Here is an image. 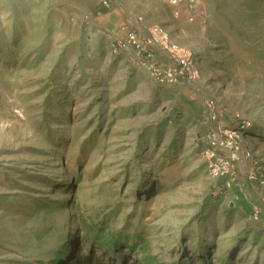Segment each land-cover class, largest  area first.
I'll list each match as a JSON object with an SVG mask.
<instances>
[{
	"label": "rangeland",
	"instance_id": "rangeland-1",
	"mask_svg": "<svg viewBox=\"0 0 264 264\" xmlns=\"http://www.w3.org/2000/svg\"><path fill=\"white\" fill-rule=\"evenodd\" d=\"M110 2L0 0V264H264V0ZM131 18L196 53V85L113 51ZM235 117L262 172L225 189L200 144Z\"/></svg>",
	"mask_w": 264,
	"mask_h": 264
},
{
	"label": "built area",
	"instance_id": "built-area-1",
	"mask_svg": "<svg viewBox=\"0 0 264 264\" xmlns=\"http://www.w3.org/2000/svg\"><path fill=\"white\" fill-rule=\"evenodd\" d=\"M174 8V15L185 11L193 20L198 13L197 0H163ZM103 7L110 9V0H101ZM141 18H131L124 26L126 35L117 37L113 51L130 50L139 66L144 67L150 77L163 87H175L185 84L196 85L200 79L201 69L196 53L175 42L171 33L162 25H151L144 33L137 27ZM135 27V28H133ZM205 107L210 117L221 121L224 111L217 108L214 97L205 99ZM249 123L233 118L228 124L212 126L204 142L200 144V153L206 161L207 171L214 180L224 183L225 189L239 186L238 172L242 171L253 181L262 172L261 160L249 145ZM264 186V174L259 178ZM259 209H255L257 218Z\"/></svg>",
	"mask_w": 264,
	"mask_h": 264
},
{
	"label": "trees",
	"instance_id": "trees-1",
	"mask_svg": "<svg viewBox=\"0 0 264 264\" xmlns=\"http://www.w3.org/2000/svg\"><path fill=\"white\" fill-rule=\"evenodd\" d=\"M223 183V182H222ZM75 264H110L98 256L94 251L86 255L79 256Z\"/></svg>",
	"mask_w": 264,
	"mask_h": 264
},
{
	"label": "crops",
	"instance_id": "crops-1",
	"mask_svg": "<svg viewBox=\"0 0 264 264\" xmlns=\"http://www.w3.org/2000/svg\"><path fill=\"white\" fill-rule=\"evenodd\" d=\"M148 2H153V3H156V5H154V7H152V8H154L153 10H156V12L157 13H159V6H160V9L162 10V11H166V13H168V15H170L171 14V10H170V8H171V6L169 5V4H167L165 1H162V0H147ZM149 8V7H148ZM168 9V10H167ZM117 11L115 10V11H113L112 13H116ZM129 13H130V15H136V14H133L132 13V10L131 11H129ZM105 15H113V14H109V13H107V14H105Z\"/></svg>",
	"mask_w": 264,
	"mask_h": 264
}]
</instances>
